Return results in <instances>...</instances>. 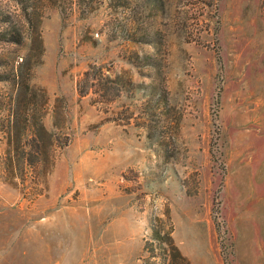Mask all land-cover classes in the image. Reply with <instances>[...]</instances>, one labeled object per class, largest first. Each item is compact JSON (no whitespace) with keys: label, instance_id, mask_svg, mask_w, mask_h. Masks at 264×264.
I'll list each match as a JSON object with an SVG mask.
<instances>
[{"label":"rangeland","instance_id":"obj_1","mask_svg":"<svg viewBox=\"0 0 264 264\" xmlns=\"http://www.w3.org/2000/svg\"><path fill=\"white\" fill-rule=\"evenodd\" d=\"M23 1L0 264H264V0Z\"/></svg>","mask_w":264,"mask_h":264},{"label":"trees","instance_id":"obj_2","mask_svg":"<svg viewBox=\"0 0 264 264\" xmlns=\"http://www.w3.org/2000/svg\"><path fill=\"white\" fill-rule=\"evenodd\" d=\"M23 2H24V1L22 0L21 3H23ZM29 14H30V13H27L28 16H29ZM6 18H7V19L10 18L9 14L6 16ZM10 40H12V41H17V42H21V37L15 35V34L13 33V34H11ZM113 89H116V88H113Z\"/></svg>","mask_w":264,"mask_h":264}]
</instances>
